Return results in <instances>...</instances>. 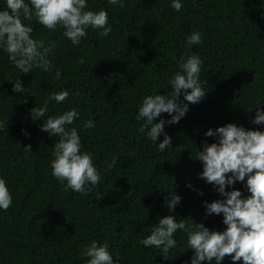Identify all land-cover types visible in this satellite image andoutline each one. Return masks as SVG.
<instances>
[{
  "label": "trees",
  "instance_id": "trees-1",
  "mask_svg": "<svg viewBox=\"0 0 264 264\" xmlns=\"http://www.w3.org/2000/svg\"><path fill=\"white\" fill-rule=\"evenodd\" d=\"M88 7L107 11L113 25L108 36L88 29L81 43L72 45L62 29H45L34 17L24 21L35 38L56 42L50 58L61 70L59 80L42 70L20 73L0 52V122L5 125L0 128V178L12 194L9 207L0 210V264H84L88 257L80 256L81 246L93 239L106 241L119 264H182L192 249L183 251L179 230L177 246L167 257L139 240L146 226L169 214L164 199L172 189L181 200L171 214L203 220L217 230L225 227L221 214H205L202 201L220 194L198 175L201 162L191 152L194 143L212 142L214 137L204 136L209 127L234 121L264 129V123L251 122L253 107L264 104V7L261 0H182L178 12L170 0H125L123 7L88 0ZM194 30L201 33V43L186 48L185 37ZM189 53L203 60L200 79L206 92L179 122L165 124L171 149L159 152L139 131L137 103L154 90L170 91L171 85L160 87L178 69L180 56ZM17 78L26 87L23 93L12 88ZM62 89L69 96L50 102L47 114L78 106L80 117L73 124L94 122L80 132L82 150L93 154L100 173L98 184L86 193L65 191L51 175V146L59 137L41 130L43 118L33 120L29 111L47 93ZM161 116L169 114L155 119ZM29 144L26 153L23 147ZM231 187L245 191L240 181ZM229 257L220 264H242Z\"/></svg>",
  "mask_w": 264,
  "mask_h": 264
},
{
  "label": "clouds",
  "instance_id": "clouds-1",
  "mask_svg": "<svg viewBox=\"0 0 264 264\" xmlns=\"http://www.w3.org/2000/svg\"><path fill=\"white\" fill-rule=\"evenodd\" d=\"M107 2L111 6L123 7L125 0ZM0 5V52L7 54L8 63L20 73L42 70L48 72L52 79L61 78L60 68L54 69L50 58L56 42L35 38L33 28L24 21L34 17L45 29H62V36L72 45H79L88 29L106 37L113 27L107 11L88 7V0H0ZM261 6L264 7V0H261ZM170 7L180 11L182 0H170ZM201 40V33L194 30L186 35L185 46L191 48ZM177 64L178 69L168 76L166 86L160 87L167 89L171 85V90L163 94L154 90L144 95L136 107L135 119L141 121L139 131L155 144L159 152L171 149V137L164 131L165 124L179 122L188 111L189 104L199 102L207 88L200 79L203 60L198 54H182ZM12 88L23 93L26 87L17 78ZM73 95L79 96L80 93L77 91ZM68 96L67 89L49 92L41 105L35 104L29 111L33 120L43 118L39 125L41 130L59 137L51 146V175L65 191L71 189L74 193H86L98 184L100 173L93 162V154L82 150L80 132L94 127V122L89 118L74 125L73 121L80 117L78 106L58 114H47L50 102L59 104ZM261 105L264 104L258 103L253 107L256 109L255 116L251 118L254 124L264 123ZM163 112L169 114L168 118L161 116L156 120ZM2 127L5 125L0 122ZM161 133L163 139L158 140ZM204 136L214 139L211 143L202 140L200 147L194 143L196 150L193 154L192 149L191 156L201 162L202 170L198 175L220 194L218 199L202 201L205 214H221L225 227L217 230L206 226L203 220L195 221L191 217L186 221L171 214L181 200L180 194L172 189L164 199L169 214L159 215L154 223L146 226L144 231L147 234L139 243L158 249L167 257L169 251L177 246L179 230L185 237L183 251L192 249L191 257L182 264H201L202 261L220 264L226 254H230L232 261L242 260V264H264V129L245 128L229 121L207 128ZM23 148L26 153L31 151L30 144ZM105 163L107 167L112 166L108 161ZM237 181L243 183L244 192L241 188L231 187ZM11 202L9 187L0 178V210H6ZM81 248L80 256L88 257L84 264H119L118 254L114 258L106 241L93 239Z\"/></svg>",
  "mask_w": 264,
  "mask_h": 264
}]
</instances>
